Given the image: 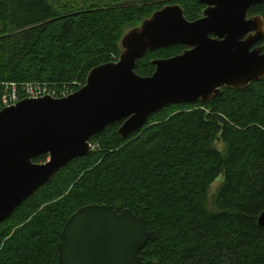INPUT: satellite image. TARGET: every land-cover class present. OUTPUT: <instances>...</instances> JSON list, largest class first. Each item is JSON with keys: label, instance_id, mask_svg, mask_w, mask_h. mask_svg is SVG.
I'll use <instances>...</instances> for the list:
<instances>
[{"label": "trees", "instance_id": "obj_1", "mask_svg": "<svg viewBox=\"0 0 264 264\" xmlns=\"http://www.w3.org/2000/svg\"><path fill=\"white\" fill-rule=\"evenodd\" d=\"M170 4L188 21L205 8L197 0H111L61 13L46 0H0V104L10 85L20 101L29 84L77 92L92 69L119 57L128 30ZM248 16L264 19V3ZM185 50L150 52L134 71L148 77L153 60ZM119 126L92 137L87 156L0 224V264H59L66 221L89 205L129 209L143 219L156 233L139 253L144 264H264V228L257 225L264 212V79L241 90L222 88L207 102L168 106L127 139ZM220 176L211 212L208 191Z\"/></svg>", "mask_w": 264, "mask_h": 264}, {"label": "water", "instance_id": "obj_2", "mask_svg": "<svg viewBox=\"0 0 264 264\" xmlns=\"http://www.w3.org/2000/svg\"><path fill=\"white\" fill-rule=\"evenodd\" d=\"M202 17L188 21L177 4L163 6L120 41L116 63L92 69L84 87L54 99H24L0 110V224L68 163L89 154L90 140L120 124L122 139L138 133L151 115L171 105L216 98L264 79V19L249 17L264 0H197ZM186 50L153 60L148 77L135 73L148 53ZM46 156L44 163H35ZM264 228V212L257 218ZM155 232L131 210L89 205L66 221L59 264H144L139 256Z\"/></svg>", "mask_w": 264, "mask_h": 264}, {"label": "rangeland", "instance_id": "obj_3", "mask_svg": "<svg viewBox=\"0 0 264 264\" xmlns=\"http://www.w3.org/2000/svg\"><path fill=\"white\" fill-rule=\"evenodd\" d=\"M46 1H48L58 12H61L62 10L77 9L80 7L90 6L94 4L107 5L111 3V0H46ZM112 59H113V63H116L119 60V57L113 56ZM21 92H23V90ZM28 92H33V90L29 89ZM215 146L219 151H223L224 149V145H222L220 142H217ZM222 181H223V177L220 176L209 188L208 208L211 212H216V210L214 209V198H215V194L217 193V190L219 189V186L222 184Z\"/></svg>", "mask_w": 264, "mask_h": 264}, {"label": "built area", "instance_id": "obj_4", "mask_svg": "<svg viewBox=\"0 0 264 264\" xmlns=\"http://www.w3.org/2000/svg\"><path fill=\"white\" fill-rule=\"evenodd\" d=\"M11 89H7L4 95L1 98V109L8 108L11 106H14L16 103L20 101V96L17 94V90L15 85H10ZM31 89L33 92H28V90ZM22 94L25 99H40L45 96L54 98V99H62L66 98L70 95H72L75 92H72V90H64L57 92L56 90H48L43 86H37V85H25L22 87Z\"/></svg>", "mask_w": 264, "mask_h": 264}, {"label": "bare ground", "instance_id": "obj_5", "mask_svg": "<svg viewBox=\"0 0 264 264\" xmlns=\"http://www.w3.org/2000/svg\"><path fill=\"white\" fill-rule=\"evenodd\" d=\"M79 86H80V85H79ZM80 87H81V86H80ZM68 164H69V163H68ZM59 171H60V170H59ZM59 171H58V172H59ZM58 172H57V173H58ZM54 175H55V174H54ZM53 177H54V176H53ZM53 177H52V178H53ZM52 178H51V179H52ZM21 205H22V204H21Z\"/></svg>", "mask_w": 264, "mask_h": 264}, {"label": "flooded vegetation", "instance_id": "obj_6", "mask_svg": "<svg viewBox=\"0 0 264 264\" xmlns=\"http://www.w3.org/2000/svg\"><path fill=\"white\" fill-rule=\"evenodd\" d=\"M200 102V101H199Z\"/></svg>", "mask_w": 264, "mask_h": 264}]
</instances>
